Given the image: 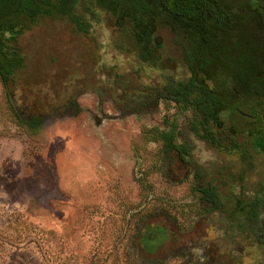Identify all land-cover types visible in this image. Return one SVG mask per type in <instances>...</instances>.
Wrapping results in <instances>:
<instances>
[{"label": "rangeland", "instance_id": "1", "mask_svg": "<svg viewBox=\"0 0 264 264\" xmlns=\"http://www.w3.org/2000/svg\"><path fill=\"white\" fill-rule=\"evenodd\" d=\"M225 1L254 14L255 0ZM98 18L82 32L66 16H40L9 40L22 65L0 80V264H206L201 242L227 264H264V210L254 222L237 206L264 192V156L214 148L192 132L190 109L158 98L189 74L180 35L157 29L153 68L117 47L109 13ZM258 32H244L254 64L264 59ZM236 89L243 114H264L262 84L261 97ZM168 116L184 163L148 132ZM223 118L229 132L243 117Z\"/></svg>", "mask_w": 264, "mask_h": 264}, {"label": "trees", "instance_id": "2", "mask_svg": "<svg viewBox=\"0 0 264 264\" xmlns=\"http://www.w3.org/2000/svg\"><path fill=\"white\" fill-rule=\"evenodd\" d=\"M234 6L225 0H0V80L6 84L22 65V57L9 40L40 16H66L77 30L88 32L92 22L99 20L98 11H105L122 36L117 47L153 68L159 67L162 55L157 29L166 26L181 36L189 74L176 80L167 77V83L156 91L158 98L174 102L179 111L190 109L192 132L214 148L244 159L253 149L264 156V114L254 110L253 115H245L235 104L236 85L247 94L262 96L257 86H264V59L253 63L247 49L250 38L244 32L253 24L257 36L264 39V0L248 4L254 12L250 15H240ZM261 45L264 48L262 40ZM229 114L243 118L226 132L223 116ZM30 124L34 127L35 123ZM176 128V120L168 116L163 127L148 132L152 140L161 142L163 153L176 151L183 158L188 150L176 142ZM238 135L245 138L244 145L236 142ZM199 190L207 200H214L213 188ZM259 205L264 207V192L253 203L237 204L254 222Z\"/></svg>", "mask_w": 264, "mask_h": 264}, {"label": "flooded vegetation", "instance_id": "3", "mask_svg": "<svg viewBox=\"0 0 264 264\" xmlns=\"http://www.w3.org/2000/svg\"><path fill=\"white\" fill-rule=\"evenodd\" d=\"M181 144H185L184 143V141L183 142H180ZM173 152H175V151H173ZM176 157H177V159L180 161V162H182V163H184V161H183V159H182V157H180V154L177 152L176 153ZM262 206H260L259 205V207H258V209L256 210V212L258 213V216H257V219L259 218V216L261 215V213H262V211L264 210L263 208L264 207H262ZM257 219H256V221H257ZM255 221V222H256ZM207 228V227H206ZM253 228H254V225H253ZM159 233H163V228H160L159 229ZM158 236H160V235H158ZM202 236V238L204 237V235H201ZM159 238H161V237H159ZM157 239V238H156ZM205 240V239H204ZM256 242H258V241H256ZM259 247V246H258ZM260 248V247H259ZM258 248V249H259ZM194 252H190L189 254H187V257L190 259V258H192V256L194 255L193 254ZM198 255H199V257H200V260H201V262H203V263H206V264H211V263H215V261H216V259L218 260L219 258H220V260H222L223 261V259H221V254H220V250H219V253L218 254H216L215 252H214V250L211 248V247H208V246H205V243L204 242H201V250H200V253H198ZM229 260H231V259H229ZM228 262H224L223 261V264H227Z\"/></svg>", "mask_w": 264, "mask_h": 264}]
</instances>
